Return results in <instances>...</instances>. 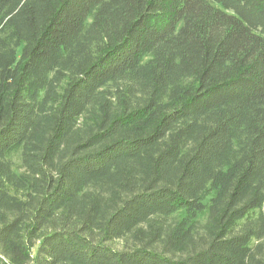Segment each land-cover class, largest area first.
I'll return each instance as SVG.
<instances>
[{
	"label": "trees",
	"instance_id": "1",
	"mask_svg": "<svg viewBox=\"0 0 264 264\" xmlns=\"http://www.w3.org/2000/svg\"><path fill=\"white\" fill-rule=\"evenodd\" d=\"M0 264H264V0H0Z\"/></svg>",
	"mask_w": 264,
	"mask_h": 264
}]
</instances>
